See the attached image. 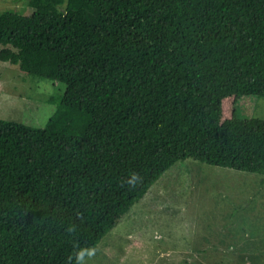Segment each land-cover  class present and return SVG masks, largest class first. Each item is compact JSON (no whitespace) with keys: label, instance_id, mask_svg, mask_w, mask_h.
Returning <instances> with one entry per match:
<instances>
[{"label":"trees","instance_id":"1","mask_svg":"<svg viewBox=\"0 0 264 264\" xmlns=\"http://www.w3.org/2000/svg\"><path fill=\"white\" fill-rule=\"evenodd\" d=\"M0 61L65 84L44 128L0 119V264H82L179 161L264 176V0H28Z\"/></svg>","mask_w":264,"mask_h":264},{"label":"rangeland","instance_id":"2","mask_svg":"<svg viewBox=\"0 0 264 264\" xmlns=\"http://www.w3.org/2000/svg\"><path fill=\"white\" fill-rule=\"evenodd\" d=\"M4 11L34 9L0 0ZM65 89L0 61V119L44 128ZM236 108L240 119L264 120V98L243 96ZM82 264H264V176L179 161Z\"/></svg>","mask_w":264,"mask_h":264}]
</instances>
